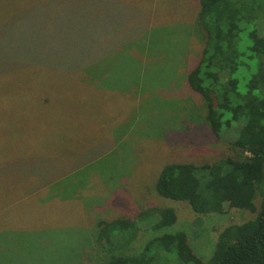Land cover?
<instances>
[{"label": "rangeland", "instance_id": "obj_1", "mask_svg": "<svg viewBox=\"0 0 264 264\" xmlns=\"http://www.w3.org/2000/svg\"><path fill=\"white\" fill-rule=\"evenodd\" d=\"M22 1L0 0V264L137 256L153 235L139 213L160 206L176 212L169 229L209 260L219 233L255 212L225 204L201 214L154 188L167 163L247 155L235 128L212 131L188 83L205 39L199 0ZM229 4L244 33L264 30V0ZM115 219L135 229L108 242L99 221Z\"/></svg>", "mask_w": 264, "mask_h": 264}, {"label": "trees", "instance_id": "obj_2", "mask_svg": "<svg viewBox=\"0 0 264 264\" xmlns=\"http://www.w3.org/2000/svg\"><path fill=\"white\" fill-rule=\"evenodd\" d=\"M221 1L199 0L197 20L205 39L187 78L191 90L203 99L205 119L212 131L235 128L233 144L247 155L200 164L167 163L154 188L161 197L186 201L197 213L221 212L226 204L254 211L255 217L225 227L209 260L201 262L192 254L186 234L169 229L177 219L173 208L146 209L139 217L152 220L153 235L142 252L115 257L107 264H148L153 258L151 251L175 253L182 263L264 264V30L260 33L252 28L244 33L240 26L243 16L225 13L230 4L223 7ZM257 194L261 197L258 206L254 204ZM99 225L100 236L108 242L125 230L135 229L130 219L101 220ZM129 236L127 243L134 233Z\"/></svg>", "mask_w": 264, "mask_h": 264}]
</instances>
